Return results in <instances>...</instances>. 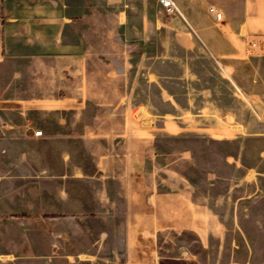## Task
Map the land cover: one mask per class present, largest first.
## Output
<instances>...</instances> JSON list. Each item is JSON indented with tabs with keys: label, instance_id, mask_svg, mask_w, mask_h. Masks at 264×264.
Returning <instances> with one entry per match:
<instances>
[{
	"label": "crops",
	"instance_id": "crops-1",
	"mask_svg": "<svg viewBox=\"0 0 264 264\" xmlns=\"http://www.w3.org/2000/svg\"><path fill=\"white\" fill-rule=\"evenodd\" d=\"M173 1L0 0V264H264L247 148L224 187L153 151L170 126L264 139V0Z\"/></svg>",
	"mask_w": 264,
	"mask_h": 264
},
{
	"label": "rangeland",
	"instance_id": "rangeland-1",
	"mask_svg": "<svg viewBox=\"0 0 264 264\" xmlns=\"http://www.w3.org/2000/svg\"><path fill=\"white\" fill-rule=\"evenodd\" d=\"M171 66L175 68L176 65ZM171 66L153 62L147 65V72L151 71L153 74H159L166 67L170 68ZM205 76L208 77L207 73ZM204 82L206 81L202 83ZM152 93L153 103L159 106L160 88L154 87ZM238 129L233 128L230 133H225L224 129H218L216 132L218 142L214 144H209L208 140L203 138L204 135H208L203 128L170 126L168 132L160 129L155 130L154 135L156 138L154 139L153 151L159 154L155 164L158 166L163 165V167L167 166L172 171H178L189 183L201 185L208 184L207 174L212 169L213 174L216 176L214 180L217 185L222 187L231 182L230 180L234 177L238 178L237 180L240 177L239 171L233 170V166L226 164V154L236 156L243 148H247V154L244 157L245 163L249 166L257 167L259 165V169L263 172L264 162L259 163L257 151L260 147H264V139H250L243 144L236 138L228 141L221 140L225 135H241ZM251 173L255 176L253 171ZM258 182L264 184V177Z\"/></svg>",
	"mask_w": 264,
	"mask_h": 264
},
{
	"label": "built area",
	"instance_id": "built-area-1",
	"mask_svg": "<svg viewBox=\"0 0 264 264\" xmlns=\"http://www.w3.org/2000/svg\"><path fill=\"white\" fill-rule=\"evenodd\" d=\"M159 3L163 5L168 14H176L179 12V9L173 0H157ZM208 12L213 15L217 22H221L223 20V14L216 6H210ZM43 134L42 131H36L35 135L41 136Z\"/></svg>",
	"mask_w": 264,
	"mask_h": 264
}]
</instances>
